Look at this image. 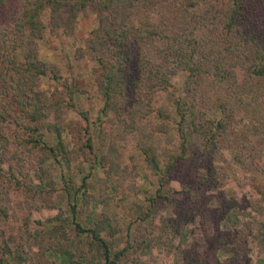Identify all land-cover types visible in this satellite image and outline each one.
I'll list each match as a JSON object with an SVG mask.
<instances>
[{"label":"rangeland","instance_id":"1","mask_svg":"<svg viewBox=\"0 0 264 264\" xmlns=\"http://www.w3.org/2000/svg\"><path fill=\"white\" fill-rule=\"evenodd\" d=\"M27 2L0 0V264H264V78L237 69L229 92L235 108L249 88L257 119L237 107L215 144L180 135L182 63L165 88L126 77L112 93L96 7L46 3L34 38L15 29ZM166 43L145 58L163 63ZM202 117L216 131L224 116L210 103Z\"/></svg>","mask_w":264,"mask_h":264},{"label":"trees","instance_id":"2","mask_svg":"<svg viewBox=\"0 0 264 264\" xmlns=\"http://www.w3.org/2000/svg\"><path fill=\"white\" fill-rule=\"evenodd\" d=\"M27 1L15 29L18 33L28 29L34 38L42 37L44 25L40 9L46 3H57L59 8V3L66 1L71 17L89 4L96 7L100 19L94 38L98 43L106 44L102 45L104 54L112 55L108 63L110 68L106 70L118 72L117 76L122 77L123 85L115 83L110 86L112 93L119 89L128 93L126 77L127 80L132 79L139 89L144 87L153 91L154 87L165 88L170 85L165 72L169 63H182L187 71L186 95L189 99L187 102H174L175 113L179 115L180 135L194 132L198 135L199 130L207 129L211 133L203 135L212 136L215 144L219 132L235 130L229 119L234 109L244 107L245 112L251 111L250 116L255 119L261 113L256 107L252 112L256 104L247 87H242L240 101L235 108L229 100L240 88L236 80L237 69L244 70L254 85L258 86L264 78V0ZM198 6H203V9L196 11ZM161 38L167 41V46L159 54L164 61L153 64L145 58L144 49ZM17 73L23 75L20 68H16ZM115 73L106 74L105 79L115 80ZM223 84L228 88L225 93L221 92V89H226ZM217 88L219 90L214 92ZM210 103H215L224 116L216 122V131L210 121L202 117L204 108ZM256 106L264 109L261 102ZM101 243L108 257V248L104 242Z\"/></svg>","mask_w":264,"mask_h":264}]
</instances>
